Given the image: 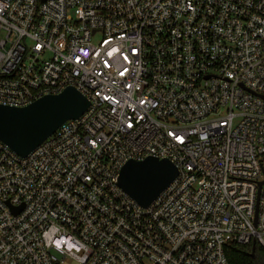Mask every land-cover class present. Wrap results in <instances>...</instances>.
<instances>
[{"label": "built area", "instance_id": "built-area-1", "mask_svg": "<svg viewBox=\"0 0 264 264\" xmlns=\"http://www.w3.org/2000/svg\"><path fill=\"white\" fill-rule=\"evenodd\" d=\"M67 87L82 116L25 158L0 142V264L264 250V0H0V105ZM147 158L177 176L142 208L118 175Z\"/></svg>", "mask_w": 264, "mask_h": 264}, {"label": "water", "instance_id": "water-1", "mask_svg": "<svg viewBox=\"0 0 264 264\" xmlns=\"http://www.w3.org/2000/svg\"><path fill=\"white\" fill-rule=\"evenodd\" d=\"M252 94L264 100V96ZM88 107V100L73 87L44 96L23 108L0 105V142L25 158L65 122L82 116ZM176 176L177 169L168 160L128 161L119 171L118 186L140 207L148 208ZM254 248L255 242L252 253Z\"/></svg>", "mask_w": 264, "mask_h": 264}, {"label": "trees", "instance_id": "trees-1", "mask_svg": "<svg viewBox=\"0 0 264 264\" xmlns=\"http://www.w3.org/2000/svg\"><path fill=\"white\" fill-rule=\"evenodd\" d=\"M252 245L228 244L225 247L228 264H264V250L256 244L252 253Z\"/></svg>", "mask_w": 264, "mask_h": 264}, {"label": "snow or ice", "instance_id": "snow-or-ice-1", "mask_svg": "<svg viewBox=\"0 0 264 264\" xmlns=\"http://www.w3.org/2000/svg\"><path fill=\"white\" fill-rule=\"evenodd\" d=\"M115 51V50H114ZM85 55H87V53H85ZM109 55H111V53H109ZM125 59H127V57H125ZM105 66H108L107 65V62H105ZM121 75H123V73H121ZM99 94V93H98ZM73 102H75V101H73ZM129 127H131V125H129ZM169 135H172V133H169ZM177 139L178 140H180L181 138L179 137V136H177ZM182 142V141H181ZM159 167H164L163 165H159ZM57 246H59V244L57 245ZM69 247L71 248V245H69Z\"/></svg>", "mask_w": 264, "mask_h": 264}, {"label": "rangeland", "instance_id": "rangeland-1", "mask_svg": "<svg viewBox=\"0 0 264 264\" xmlns=\"http://www.w3.org/2000/svg\"><path fill=\"white\" fill-rule=\"evenodd\" d=\"M65 264H73V263H71V262H69V261H66Z\"/></svg>", "mask_w": 264, "mask_h": 264}]
</instances>
